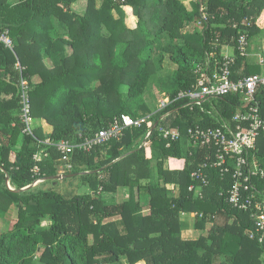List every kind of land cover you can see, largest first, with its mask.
I'll list each match as a JSON object with an SVG mask.
<instances>
[{
  "label": "trees",
  "instance_id": "16d2710c",
  "mask_svg": "<svg viewBox=\"0 0 264 264\" xmlns=\"http://www.w3.org/2000/svg\"><path fill=\"white\" fill-rule=\"evenodd\" d=\"M81 1L83 13L74 9ZM247 18L251 28L243 25ZM0 29L14 42L13 50L0 44V217L16 212L0 235V264H264V240L250 238L252 214L227 201L232 177L211 167L207 186L192 177L212 150L190 153L184 137L167 147L160 132L179 128L185 136L190 126L215 127L216 119L184 102L154 111L144 99L166 56L176 66L165 87L174 100L196 83L195 66L208 54L220 57L225 47L236 53L243 31L251 44L264 37V0H195L191 9L182 0H0ZM263 73L241 57L233 69L235 80ZM22 77L32 135L24 134ZM257 99L264 120V87ZM241 104L243 96H227L216 107L231 121ZM123 115L150 118L120 139L71 155L69 174L91 193L66 198L39 188L66 165L55 144L90 138ZM255 156L264 169V133ZM254 182L264 192V181ZM120 189L129 196L109 203ZM190 214L203 233L195 240L183 238Z\"/></svg>",
  "mask_w": 264,
  "mask_h": 264
},
{
  "label": "built area",
  "instance_id": "2783aa9c",
  "mask_svg": "<svg viewBox=\"0 0 264 264\" xmlns=\"http://www.w3.org/2000/svg\"><path fill=\"white\" fill-rule=\"evenodd\" d=\"M204 14L202 21H207ZM198 24L203 26V22ZM253 18L244 20L243 25L251 28ZM197 24V25H198ZM234 25V27H236ZM236 53L222 51L221 56L210 53L205 60L195 66L194 74L196 83L188 91L180 92L172 100L164 95L158 110H166L174 102H184V108L191 111L199 109L205 115L216 119L215 127L190 126L184 136L181 130L161 128L160 132L164 140L168 141L167 147L172 142L187 140V146L192 150L210 148L211 154L205 157L206 162L202 167L192 173V177L202 182V186L208 185V167L219 169L224 176H231L232 182L227 193V201L233 208L239 211L250 212L254 219V230L250 232L251 239L264 240V192L258 190L255 180L264 181V169L260 166L255 152L258 151V141L264 133V120L260 114L259 101L257 99L258 89L264 87V73L239 78L233 77V69L238 57L250 59L252 44L248 31L240 32L236 41ZM0 44L7 49H14V42L10 30L0 29ZM228 49V47H226ZM264 70V53L259 54L256 62ZM16 68L22 75L24 68L18 63ZM22 121L25 124V135L33 134L34 120L31 114V99L29 82L21 78L20 81ZM243 96V104L238 108L231 121L222 119L217 110V103L227 96ZM210 109H209V108ZM147 118L134 119L130 115H123L116 119L111 125L100 130L90 138H82L78 143L61 141L54 146L60 151L66 162L61 168L71 169L69 164L71 155L76 151L88 152L96 146H101L112 140L120 139L126 129L139 128ZM165 118V117H164ZM151 136V132L146 138ZM47 144H51L47 141ZM41 154L35 156L40 161ZM34 173L39 174V168L35 167ZM41 181H37L36 184ZM174 186H169L172 190ZM190 191H198L191 186ZM201 196V193H199ZM186 216V215H185ZM196 217V214H190Z\"/></svg>",
  "mask_w": 264,
  "mask_h": 264
},
{
  "label": "rangeland",
  "instance_id": "374dc122",
  "mask_svg": "<svg viewBox=\"0 0 264 264\" xmlns=\"http://www.w3.org/2000/svg\"><path fill=\"white\" fill-rule=\"evenodd\" d=\"M17 1V0H14ZM185 5L191 9V4L195 0H182ZM86 8V2L81 1L80 3L76 4L74 6V9L78 11L79 13H83ZM129 24L131 27H136L137 24V19L134 18H128ZM200 25L198 24L195 28H199ZM224 50H228V52L233 53V50L230 48H224ZM264 53V37H258L255 38L252 42V47H251V54L253 55L250 58V61L252 62H257V57L259 54ZM166 61L164 63L163 69L158 73V78L153 80L150 84V87L148 88L144 99L147 102V104L150 106L151 109L154 111L159 109L160 103L164 99V95H167V92H165V87L168 86L169 81L168 78H171L174 71L176 70V66L170 61L169 56H166ZM46 64L51 68L53 67V63L51 60H47ZM36 82L40 81V78H36ZM164 83V89H163V84ZM36 124V123H34ZM184 144H186L185 141H183ZM69 169L67 168H57V176L58 175H72L69 174ZM40 189L42 190H52L55 189L59 193H61L63 196L66 198H71L76 195H83V194H89L91 193V188L88 185H83L81 183L80 176L74 177V178H69L67 180H62L59 181L58 184L56 182H45L42 185L39 186ZM122 189H120L116 194H110L109 197H107V200L109 203H119L123 200V196L121 194ZM187 218V221H189L193 227L194 224V218L191 216H184ZM16 220V212L8 213L6 217H0V235L4 231H8L12 223ZM51 223L46 221L43 222V226H49ZM145 264V263H141Z\"/></svg>",
  "mask_w": 264,
  "mask_h": 264
},
{
  "label": "crops",
  "instance_id": "0c3cea01",
  "mask_svg": "<svg viewBox=\"0 0 264 264\" xmlns=\"http://www.w3.org/2000/svg\"><path fill=\"white\" fill-rule=\"evenodd\" d=\"M225 52H228V50ZM228 53L232 54L231 52H228ZM255 63H256V61H255ZM44 128L47 132L51 131V127L48 125L44 124ZM121 194L123 196V200L129 196L128 190L122 191ZM187 222L189 224V228L183 231V238L186 240L198 239L203 233L201 231L195 230L194 227H191L192 224L189 221H187Z\"/></svg>",
  "mask_w": 264,
  "mask_h": 264
},
{
  "label": "water",
  "instance_id": "95a60500",
  "mask_svg": "<svg viewBox=\"0 0 264 264\" xmlns=\"http://www.w3.org/2000/svg\"><path fill=\"white\" fill-rule=\"evenodd\" d=\"M158 125H159V123H156L154 125V127L151 129V133L158 127ZM74 177H77V175L76 174H72V175H58V176H55L53 178H50V179H47V180H44V181H55L56 184H58L59 181L67 180L69 178H74ZM6 183L10 187L9 178L8 177H7ZM24 190H26V189H24Z\"/></svg>",
  "mask_w": 264,
  "mask_h": 264
}]
</instances>
